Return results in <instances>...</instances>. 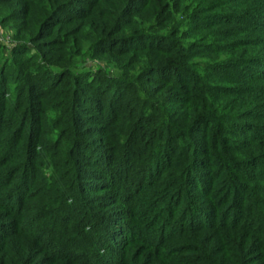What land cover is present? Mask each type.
<instances>
[{
  "label": "trees",
  "instance_id": "16d2710c",
  "mask_svg": "<svg viewBox=\"0 0 264 264\" xmlns=\"http://www.w3.org/2000/svg\"><path fill=\"white\" fill-rule=\"evenodd\" d=\"M9 26L0 264H264V0H0Z\"/></svg>",
  "mask_w": 264,
  "mask_h": 264
},
{
  "label": "rangeland",
  "instance_id": "374dc122",
  "mask_svg": "<svg viewBox=\"0 0 264 264\" xmlns=\"http://www.w3.org/2000/svg\"><path fill=\"white\" fill-rule=\"evenodd\" d=\"M202 22H203V24H207L208 23V21H205V20L202 21ZM194 24L196 25L197 23H192L190 25L185 23L181 27L184 30V32H187L188 30H190V27L193 26ZM202 34L206 35L207 32L203 31V33H199V36H202ZM118 36H120V35H118ZM12 38H13V31H12V27L11 26L6 27L4 29H2L0 27V45H3V46L10 45V42H11ZM159 39L160 38L155 39V40L153 39V44L156 45L158 42H160L161 40H159ZM170 39L173 40V41L172 42L163 41L162 44H165V46H168V45L173 46L175 44H178V41L182 40L181 36H180V31L178 30V33H177V31H175L173 34H171ZM139 42H144V41L142 40V41H139ZM139 42H138V44H140ZM209 42H210L209 38L200 40L199 47H198L199 50L200 51H204V50L208 51V48H210V47H208V43ZM111 44L107 43V45H100V46H102V50L107 49V47H110V46L118 47V44H115V45H111ZM145 44H146V42H145ZM122 45L126 46V44L124 42L122 43ZM25 54H26V52H25ZM96 54H97V51H95V49H92V51L89 54L90 56H87L83 60V62L81 63V64H83L82 66H85V68L87 70H93V74H95V75L96 74H99V75L100 74H102V75L105 74V75L109 76L111 79L114 78L115 75H116V72L114 70V65H113L112 62H114L113 60L115 59V56L117 54H114L112 57H109L110 55H108V54L106 56H103V57H98V55H96ZM9 56H12V54H11V52L9 50H7L3 54L0 55V58L2 60V59L8 58ZM220 56L221 57L222 56L225 57L224 55H221V54H220ZM226 56L227 57H231L232 55H231V53H227ZM203 57H208V55L207 56L204 55ZM134 59L137 60L138 56H134ZM8 67L3 72V76H4L3 79L5 81V86H7V90L13 89L14 88V83L19 81V79L15 78L14 75H13V73H14L13 68L11 69V68H8ZM24 68H27V67H24ZM30 68L31 67H28V69H30ZM254 68H260V65H255L253 63V64H249V65H246L245 67L240 68V70H242V72L246 73V72L251 71ZM94 78H95V76L93 75L92 79H94ZM211 80L215 81L214 79H211ZM145 87H147V88L148 87L149 88H156V87L157 88H163L164 87V82H160L159 84H155V85H152V86L146 85ZM82 90L85 91L87 94H93L91 90H88V91L84 90V89H82ZM136 92H137V89L132 90V91H130V94H128V95H132V97H133V96H135ZM9 93L11 95V92H9ZM94 94H96V92H94ZM132 99H133L134 103H133V101H131V104L129 105V107L132 106V108H133V107L136 106L137 102H136V100L134 98H132ZM124 100H125L124 102H126V99H124ZM118 108L120 110H122L125 114L128 113V114L132 115V112L128 111V106L125 103H122V105H119ZM46 172L50 173V170H48ZM83 180L85 181L86 179L83 177ZM75 186H76V184L74 185V187ZM71 198H72V196H71ZM71 237H74V235H71ZM103 244H104V248L102 250H100L101 253L104 252V251H105V253H107V251L110 250V248H114L113 244L110 241H107V242L103 241Z\"/></svg>",
  "mask_w": 264,
  "mask_h": 264
}]
</instances>
